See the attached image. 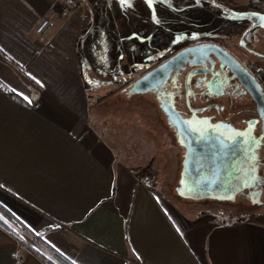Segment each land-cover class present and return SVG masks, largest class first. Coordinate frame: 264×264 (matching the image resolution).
<instances>
[{"label":"crops","instance_id":"obj_1","mask_svg":"<svg viewBox=\"0 0 264 264\" xmlns=\"http://www.w3.org/2000/svg\"><path fill=\"white\" fill-rule=\"evenodd\" d=\"M95 12L0 0V264H60L42 247L69 264H264V209L185 211L175 162L169 199L151 188L159 173L131 164L173 162L175 148L164 156L166 142L133 136L117 119L118 88L98 90Z\"/></svg>","mask_w":264,"mask_h":264},{"label":"flooded vegetation","instance_id":"obj_2","mask_svg":"<svg viewBox=\"0 0 264 264\" xmlns=\"http://www.w3.org/2000/svg\"><path fill=\"white\" fill-rule=\"evenodd\" d=\"M247 20L251 27L235 51L213 41L184 45L119 91L122 99L155 113L169 135L177 171L171 192L179 203L208 205L232 217L264 209V58L253 50L251 34L264 27V18ZM198 46L167 79L137 95L140 78ZM186 133L193 147L206 151H191ZM191 158L200 159V172L188 167ZM204 180L212 184L203 185Z\"/></svg>","mask_w":264,"mask_h":264},{"label":"rangeland","instance_id":"obj_3","mask_svg":"<svg viewBox=\"0 0 264 264\" xmlns=\"http://www.w3.org/2000/svg\"><path fill=\"white\" fill-rule=\"evenodd\" d=\"M72 3L80 9L86 4L93 11L95 9V13L102 10V14H93L99 31L94 39L96 47L91 49V53L93 50L96 61L102 63L101 67L93 66V71L95 79L102 83V88L97 85L98 90L118 88V95L120 88L184 45L213 41L235 51L243 33L251 27L252 22L247 19L250 16L264 18V0H72ZM108 9L110 11L107 12ZM251 34L255 39L253 50L264 58V27L252 30ZM245 43L249 45L251 40H245ZM80 51L83 61L90 65L91 53L88 50L85 53L81 44ZM118 98L120 103L115 106L120 110L117 116L119 124H128L129 132L133 128L135 137L143 133L166 142L168 152L165 151L164 156H171L169 146L172 141L156 120V114L143 105L122 102L121 96ZM140 151L137 149L136 153ZM174 162L176 160L165 163L150 160L131 164L141 173L147 169L154 171L149 175L159 173L156 184H151V188L169 199L162 189L169 186L168 177ZM184 206L185 211L220 213L208 205Z\"/></svg>","mask_w":264,"mask_h":264},{"label":"water","instance_id":"obj_4","mask_svg":"<svg viewBox=\"0 0 264 264\" xmlns=\"http://www.w3.org/2000/svg\"><path fill=\"white\" fill-rule=\"evenodd\" d=\"M199 48H201V46L179 52L176 56L169 59L166 63L157 67L156 69L152 70L147 75L140 78L135 83V91H136L137 95L144 94L146 91L143 89H145L150 84L155 85V84L163 82L165 79H167L168 75L173 70L177 69V67L183 63L185 58H187L190 55V53H192L195 50H198ZM214 48L217 49V47H214ZM218 50H220V49H218ZM186 135H187V133H186ZM186 139L188 140L190 148L192 149L191 151H194V152L206 151L205 149H202L200 147H193L192 146V139L188 135L186 136ZM199 162H200L199 158H191L188 161V167H190V169L194 170L195 173H198V172H200V167L198 165ZM218 171H220V168H218ZM202 184L203 185H210V184H212V182L210 183V182L204 180L202 182Z\"/></svg>","mask_w":264,"mask_h":264},{"label":"built area","instance_id":"obj_5","mask_svg":"<svg viewBox=\"0 0 264 264\" xmlns=\"http://www.w3.org/2000/svg\"><path fill=\"white\" fill-rule=\"evenodd\" d=\"M51 27L50 21L48 19H44L39 26L36 28L35 33L39 36L44 35Z\"/></svg>","mask_w":264,"mask_h":264},{"label":"trees","instance_id":"obj_6","mask_svg":"<svg viewBox=\"0 0 264 264\" xmlns=\"http://www.w3.org/2000/svg\"><path fill=\"white\" fill-rule=\"evenodd\" d=\"M3 228V227H2ZM4 229V228H3ZM7 232V231H6ZM10 233V232H8ZM14 236V235H13ZM15 239L18 240V238L16 236H14ZM45 251H47L50 256L52 258H54L56 261H58L60 264H69L68 262H66L65 260H63L62 258H60L57 254H55L52 250H50L49 248H45V247H42ZM31 253L36 255L37 256V253L33 250H31Z\"/></svg>","mask_w":264,"mask_h":264}]
</instances>
